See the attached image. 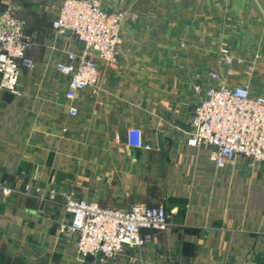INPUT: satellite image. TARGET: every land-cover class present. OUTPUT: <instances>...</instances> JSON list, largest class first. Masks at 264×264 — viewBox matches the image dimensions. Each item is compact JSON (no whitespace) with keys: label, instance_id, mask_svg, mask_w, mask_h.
<instances>
[{"label":"crops","instance_id":"crops-1","mask_svg":"<svg viewBox=\"0 0 264 264\" xmlns=\"http://www.w3.org/2000/svg\"><path fill=\"white\" fill-rule=\"evenodd\" d=\"M64 1L0 0L26 22L35 63L21 70L22 95L0 88V181L15 189L0 196V264H264V169L243 157L218 169L210 145L190 144L210 72L264 95V0H100L126 13L125 42L118 65H102L74 101L57 64L84 45L53 29ZM223 46L255 62L251 82L238 65L229 76ZM132 128L151 149L128 146ZM68 196L164 207L170 224L142 231L147 245L117 260L83 259L62 230Z\"/></svg>","mask_w":264,"mask_h":264},{"label":"built area","instance_id":"built-area-1","mask_svg":"<svg viewBox=\"0 0 264 264\" xmlns=\"http://www.w3.org/2000/svg\"><path fill=\"white\" fill-rule=\"evenodd\" d=\"M125 16L123 11L105 9L100 0L62 3L53 29L70 31L84 45L80 53L69 52L67 60L57 64L58 71L69 78L66 95L71 101L85 89L96 87L102 65H118L125 42L122 32ZM25 28L26 22L13 11L0 9V88L15 95H22L19 91L22 68L35 66L29 56L33 40ZM219 61L230 77L236 75L233 65L242 67L250 82L255 77V62L236 56L226 46L219 49ZM209 78L215 84L204 89L195 106L190 144L210 145L211 159L218 169L226 168L237 157L247 159L252 167L264 169V95L253 94L250 84L218 83L220 77L216 72H210ZM69 113L75 117L79 112L71 105ZM127 134L129 147L151 149L140 129L132 128ZM14 192V188L0 181V196L9 198ZM63 204L70 223L62 225V230L77 235V252L83 259L117 260L128 247L147 245L149 239L142 231L164 230L171 219L164 207L103 208L95 201L69 196Z\"/></svg>","mask_w":264,"mask_h":264},{"label":"water","instance_id":"water-1","mask_svg":"<svg viewBox=\"0 0 264 264\" xmlns=\"http://www.w3.org/2000/svg\"><path fill=\"white\" fill-rule=\"evenodd\" d=\"M65 32H68V33H71L70 31H65ZM183 129L187 130V126L186 125H183V124H179ZM192 132H194V129H191Z\"/></svg>","mask_w":264,"mask_h":264}]
</instances>
